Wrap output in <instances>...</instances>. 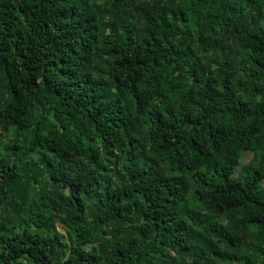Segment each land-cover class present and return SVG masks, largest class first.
Returning a JSON list of instances; mask_svg holds the SVG:
<instances>
[{"label": "trees", "instance_id": "16d2710c", "mask_svg": "<svg viewBox=\"0 0 264 264\" xmlns=\"http://www.w3.org/2000/svg\"><path fill=\"white\" fill-rule=\"evenodd\" d=\"M0 264H264V0H0Z\"/></svg>", "mask_w": 264, "mask_h": 264}, {"label": "rangeland", "instance_id": "374dc122", "mask_svg": "<svg viewBox=\"0 0 264 264\" xmlns=\"http://www.w3.org/2000/svg\"><path fill=\"white\" fill-rule=\"evenodd\" d=\"M251 157V154L247 151L242 152L240 155V163H245L247 162Z\"/></svg>", "mask_w": 264, "mask_h": 264}]
</instances>
